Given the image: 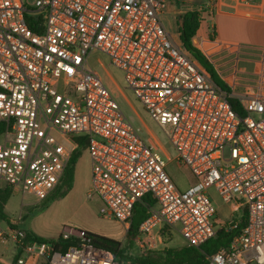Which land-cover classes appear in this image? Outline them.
Segmentation results:
<instances>
[{"label": "built area", "instance_id": "built-area-1", "mask_svg": "<svg viewBox=\"0 0 264 264\" xmlns=\"http://www.w3.org/2000/svg\"><path fill=\"white\" fill-rule=\"evenodd\" d=\"M168 4L0 0V123L6 129L0 136V180L44 200L60 184L75 138L87 137L89 196L101 201L105 219L128 230L136 205L147 195L156 201L145 204L147 216L135 240L142 255L167 247L174 230L186 245L199 247L218 230L237 229L246 211V226L207 264H264V95H235L217 86L166 29ZM95 51L124 72L127 88L167 130L176 159L195 178L185 191L89 66ZM233 97L243 115L232 107ZM212 188L223 202L242 209L240 219H218ZM61 237L75 238L76 244L61 251L51 243H30L16 264H136L95 247L86 232L71 230ZM24 238V231L0 228V241Z\"/></svg>", "mask_w": 264, "mask_h": 264}, {"label": "rangeland", "instance_id": "rangeland-1", "mask_svg": "<svg viewBox=\"0 0 264 264\" xmlns=\"http://www.w3.org/2000/svg\"><path fill=\"white\" fill-rule=\"evenodd\" d=\"M180 7L183 11L189 8L186 3L183 5L173 4L164 16L166 29L178 39L177 18H174L173 12L179 10ZM205 29L206 23L202 25L198 35H202ZM89 66L102 77L121 110L141 138L146 143L153 144L158 148L167 161V171L177 188L185 191L191 183L190 172L176 159V150L168 137L167 130L162 129L152 119L133 92L127 88L124 72L112 65L106 54L97 51L91 54ZM221 83L224 85V82ZM52 134L65 146L72 147L68 138L61 136L57 131H53ZM5 186V182L0 180V187ZM90 188L91 161L87 151H84L75 168L73 188L67 196L55 200L47 209H42L45 200H39L35 195L23 194L16 190L5 210L17 220L20 228L30 230L41 237L56 239L67 232L66 228H71L74 231H83L120 241L126 255L132 258L141 256L142 252L137 244L135 242L129 244L126 241L125 226L115 220L105 219L101 215L102 203L98 197L89 196ZM209 195L217 209L219 220L229 221L241 218L243 211L235 209L236 203L226 204L223 202L214 188L209 190ZM0 226L5 229L7 224L0 220ZM22 229L19 230L23 231ZM170 234L172 236L170 241L165 240L168 247L180 248L186 245V241L178 231H171Z\"/></svg>", "mask_w": 264, "mask_h": 264}, {"label": "crops", "instance_id": "crops-1", "mask_svg": "<svg viewBox=\"0 0 264 264\" xmlns=\"http://www.w3.org/2000/svg\"><path fill=\"white\" fill-rule=\"evenodd\" d=\"M208 2L209 0H169L163 21L171 5L186 3L189 7L187 10L183 11L180 7L173 12L180 36L181 16L190 11H198L201 24L194 43L209 59L220 80L235 95L247 91L264 95V0H211L210 6ZM205 23L206 29L199 36ZM172 36L181 43L180 38ZM190 176L189 187L195 182L191 173ZM0 228L3 229L1 226ZM8 229L7 225L3 230ZM71 230L73 229L66 228V231ZM16 244L12 239L0 241V264L13 263ZM38 264L44 262L40 261Z\"/></svg>", "mask_w": 264, "mask_h": 264}, {"label": "trees", "instance_id": "trees-1", "mask_svg": "<svg viewBox=\"0 0 264 264\" xmlns=\"http://www.w3.org/2000/svg\"><path fill=\"white\" fill-rule=\"evenodd\" d=\"M200 24L201 17L198 11H190L182 15L179 22L180 41L183 47L192 55L196 63L210 74L213 82L217 86L227 90L228 92H231L230 88L227 85H222V81L216 74L213 65L194 43V38L197 35ZM230 103L239 115H243L240 110V104L237 98H231ZM5 130V125L3 123H0V136ZM75 141L77 146L72 153L61 182L57 186L55 191L46 199H44L45 201L42 205V209H47L49 205L55 200L67 196V194L73 188L75 180V168L78 160L82 156V153L87 149L88 138L78 137L75 138ZM13 192V187L9 185L0 188V220L5 222L10 229L19 230L22 228H20V226L18 225L17 220L9 215L5 210V206L10 200ZM145 204L153 206L156 204V201L152 198L151 195H147L143 199L142 203L136 205L131 225L126 233V241L129 244L135 242L138 236L139 227L147 216V208ZM247 218V213L246 211H244L243 217L238 221L239 224L237 229L228 232L223 229L218 230L213 238L209 239L206 243L199 247L185 245L180 248H176L168 247L167 245V247H165L163 250L149 251L146 255L137 256L135 258L126 255L120 241L109 239L99 235H92L87 232L86 235L95 247L112 252L115 258L120 262L131 261L136 264H207V258L209 256L217 253L222 248L227 247L234 239V237L240 234L242 229L246 226ZM22 230L25 232V238L17 242L16 254L13 258L12 264H16L17 259L23 253V248L30 243H51L61 251H66L70 246L76 244L75 238L62 240V237L59 236L56 239H47L37 235L30 230ZM170 233L171 232H168V235L166 237V240L168 241H170V237H172Z\"/></svg>", "mask_w": 264, "mask_h": 264}]
</instances>
